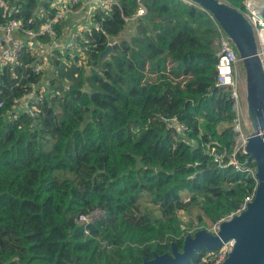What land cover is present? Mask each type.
<instances>
[{
  "label": "trees",
  "instance_id": "trees-1",
  "mask_svg": "<svg viewBox=\"0 0 264 264\" xmlns=\"http://www.w3.org/2000/svg\"><path fill=\"white\" fill-rule=\"evenodd\" d=\"M189 1L119 0L97 10L99 27L82 41L86 62L54 61V93L37 119L13 111L43 78L30 67L35 56L24 52L0 72V264H144L173 241L183 245L179 212L201 208L188 230L195 221L215 224L252 191L253 178L209 152L216 147L227 163L237 113L230 90L216 84L215 21ZM224 1L244 8V0ZM140 3L146 14L136 17ZM40 6V22L55 13L49 0H22L6 17L0 7V26ZM110 40L113 51L101 58ZM224 122L230 126L220 131ZM97 210L93 223L79 221ZM209 253L188 264H212Z\"/></svg>",
  "mask_w": 264,
  "mask_h": 264
},
{
  "label": "built area",
  "instance_id": "built-area-1",
  "mask_svg": "<svg viewBox=\"0 0 264 264\" xmlns=\"http://www.w3.org/2000/svg\"><path fill=\"white\" fill-rule=\"evenodd\" d=\"M51 9L55 13L43 22L46 9L40 6L33 16L28 19L11 18L6 23L0 26V72L3 71L7 65L14 66L19 64L22 54L24 52L31 53L35 56L34 61L30 63L32 72L35 74H42L38 82L29 84V90L16 98L13 103L14 114L18 112H26L29 116L39 118L40 116V102L50 94L54 93L51 79L58 73V68L54 61L63 60L71 64L75 62L82 64L86 62L88 55L87 49L82 46V41L87 40V33L95 27H99V22H96L95 14L97 10L107 12L112 5L118 4L119 0H49ZM190 2L189 0H185ZM244 0V8L239 9L247 18L253 27L256 45L259 48L260 61L264 68V0ZM22 0H0V7L4 11V16L12 15L19 12L20 3ZM146 14V8L140 3L136 17ZM82 16V17H81ZM215 27L217 30V37L215 45L218 48V63L216 65L217 85L230 90L231 98L235 101L234 108H236L237 119L239 120L242 114L239 108L240 94L238 89V82L240 79V69L238 68V57L236 50L232 47V40L226 33L222 25L214 18ZM88 21H85V19ZM39 22V24H38ZM90 23V24H89ZM58 27H61L62 32L58 33ZM44 37L48 40L44 41ZM116 44L115 40H110L109 45ZM68 55L70 58H68ZM80 56V60L76 57ZM12 77L22 79L24 73L18 76L16 72L12 71ZM241 102V101H240ZM4 106V101H0V107ZM240 110V112H239ZM11 113H8L10 116ZM235 120V121H236ZM170 125H174L178 130L184 131L186 129L184 124L178 123L175 118L166 119ZM239 129V130H237ZM238 135L235 137L236 144L233 152L229 155L227 163L223 162V155L217 151L216 147H212L209 152L218 162L220 166H232L236 172L244 173L247 177L255 180L256 184L252 191L246 193L239 204V206L231 213L223 217L214 224V231L218 230L220 222L231 219L234 215L241 214L248 208L250 202L253 201L255 190L257 186L256 166L254 162L249 160L241 161L238 153L244 152L247 135L242 131L240 125L235 127ZM245 153V152H244ZM99 210L87 215H81L79 221L81 223L89 224L96 221V214ZM86 232H89L86 230ZM234 245L233 240H228L215 252H210L208 257L213 260L212 264H221L228 253L232 250Z\"/></svg>",
  "mask_w": 264,
  "mask_h": 264
},
{
  "label": "water",
  "instance_id": "water-1",
  "mask_svg": "<svg viewBox=\"0 0 264 264\" xmlns=\"http://www.w3.org/2000/svg\"><path fill=\"white\" fill-rule=\"evenodd\" d=\"M211 13L234 42L241 57L247 59L250 72L249 114L252 130L247 135L244 152L256 166L257 186L248 208L229 220L220 222L217 231L202 228L184 237L182 250L173 241L171 253L144 257V264H188L203 249L217 251L224 242L233 240L234 245L221 264H264V68L257 55L253 27L243 13L224 1L193 0ZM264 18V14H261ZM111 45L101 54L109 56Z\"/></svg>",
  "mask_w": 264,
  "mask_h": 264
},
{
  "label": "rangeland",
  "instance_id": "rangeland-1",
  "mask_svg": "<svg viewBox=\"0 0 264 264\" xmlns=\"http://www.w3.org/2000/svg\"><path fill=\"white\" fill-rule=\"evenodd\" d=\"M220 1H224V0H220ZM263 2V0H261ZM225 2V1H224ZM261 3V2H260ZM240 9V8H238ZM85 21H88V19L86 18L84 21H82L83 23H85ZM90 24V23H89ZM136 31L134 28H132V31H128L125 30L124 34L121 35L122 38H130L133 34H135ZM232 47L236 50L237 53V57H238V68L240 69V79L238 82V89H239V94H240V101H239V108H241L242 114L239 117V120H236L234 122V124L232 125L234 128L238 125H240L242 131L248 135L251 132L252 129V117L249 114V105H248V99H249V95H250V72H249V67H248V63H247V59H244L241 57V52L238 51L237 47L235 46L234 42H231ZM257 47V55L259 54V48ZM236 110V108H235ZM240 112V110H239ZM230 125L228 123H221L218 126V129L220 131H222L225 128H228ZM239 130V129H237ZM180 132H183L181 129H179ZM187 138V137H186ZM187 195L184 193V197H186ZM148 208L150 210H154L153 206H151L148 203ZM154 214H156L157 212H153ZM198 214H203L202 210L200 207L195 206L191 212H187V211H181L179 212V216H180V220L183 223L184 229L186 231V235L188 234H193L195 231L202 229V228H207L210 231H214L213 227L214 224L211 223H207V225H202L200 223H198L197 221H195V226L191 229L188 230V226L187 224L189 222L194 221ZM102 215V212L100 211L99 214H96V217ZM97 217V218H98ZM185 235V236H186ZM207 258V257H206Z\"/></svg>",
  "mask_w": 264,
  "mask_h": 264
},
{
  "label": "flooded vegetation",
  "instance_id": "flooded-vegetation-1",
  "mask_svg": "<svg viewBox=\"0 0 264 264\" xmlns=\"http://www.w3.org/2000/svg\"><path fill=\"white\" fill-rule=\"evenodd\" d=\"M172 244V243H171ZM183 246V245H182ZM182 246H179L178 245V248L180 249V250H182ZM172 249H170V250H166V251H164L163 253H166V252H168V253H171L172 251H171ZM154 252H157V251H153V257H154ZM158 253V252H157ZM163 253H161V254H163Z\"/></svg>",
  "mask_w": 264,
  "mask_h": 264
},
{
  "label": "bare ground",
  "instance_id": "bare-ground-1",
  "mask_svg": "<svg viewBox=\"0 0 264 264\" xmlns=\"http://www.w3.org/2000/svg\"><path fill=\"white\" fill-rule=\"evenodd\" d=\"M257 3H260L259 1L256 0ZM261 4V3H260Z\"/></svg>",
  "mask_w": 264,
  "mask_h": 264
},
{
  "label": "crops",
  "instance_id": "crops-1",
  "mask_svg": "<svg viewBox=\"0 0 264 264\" xmlns=\"http://www.w3.org/2000/svg\"><path fill=\"white\" fill-rule=\"evenodd\" d=\"M82 17V16H81ZM225 123V122H224ZM252 130V129H251Z\"/></svg>",
  "mask_w": 264,
  "mask_h": 264
}]
</instances>
